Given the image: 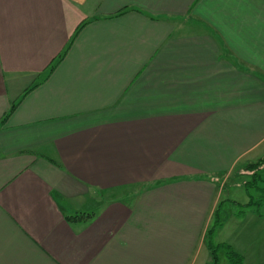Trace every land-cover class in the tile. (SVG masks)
<instances>
[{
  "label": "crops",
  "instance_id": "obj_1",
  "mask_svg": "<svg viewBox=\"0 0 264 264\" xmlns=\"http://www.w3.org/2000/svg\"><path fill=\"white\" fill-rule=\"evenodd\" d=\"M263 157L264 0H0V264H211Z\"/></svg>",
  "mask_w": 264,
  "mask_h": 264
},
{
  "label": "rangeland",
  "instance_id": "obj_2",
  "mask_svg": "<svg viewBox=\"0 0 264 264\" xmlns=\"http://www.w3.org/2000/svg\"><path fill=\"white\" fill-rule=\"evenodd\" d=\"M259 176L261 180L264 181V167L259 172ZM236 178L237 177L230 179V181H228V183L226 184V189L224 191V196H223L224 199H226L229 195L232 197H235L234 199H239L241 195L247 196L246 192H248V190H250V192L254 194L257 193V189L255 187L247 188L246 185L245 186L240 185L238 188L234 187V186H237L235 185V183H237L236 181H239V180H236ZM246 181L248 183H252L253 178H248ZM261 185H262L261 183L258 184L259 187ZM226 203L227 201L223 203L219 211L220 224L221 223L223 224L222 231H220L218 235L216 236V238H214L215 231L220 225L215 229L212 240H211L212 244L215 245L216 247L221 246L222 244L230 246L235 252H238L237 249L239 250L241 249L240 250L241 252H264V244H263V237H262L264 235V223L263 225L257 224V226H254L255 227L254 228L255 229L254 238L256 242V247H255L252 243V240L248 241V239L245 236H242V234L240 233L237 234V231H235L236 229H239V231H244L243 230L244 228L246 230L248 229L251 230L253 228V224L250 223V226H249V224L246 223V220L244 221L240 219L238 226L233 225L234 220L236 218V214H237V213H234V211H237L238 208H240L242 205H239V204L236 205L234 201L233 202L230 201L229 203L230 206H227L226 208H224V205ZM253 208L254 207H252L251 209L255 211L256 213L255 215L264 222V206L260 209V214L257 213L255 208H254L255 210ZM221 210H224L222 218H221ZM227 239H229V241L233 242L234 244L230 245L229 243L222 242ZM260 242L262 243L260 245H257V243H260ZM248 243L249 245H251L250 247H253L254 249L249 248ZM216 255H217V264H230L226 256V250L224 248L219 247ZM207 257L210 258V253H207Z\"/></svg>",
  "mask_w": 264,
  "mask_h": 264
},
{
  "label": "trees",
  "instance_id": "obj_3",
  "mask_svg": "<svg viewBox=\"0 0 264 264\" xmlns=\"http://www.w3.org/2000/svg\"><path fill=\"white\" fill-rule=\"evenodd\" d=\"M13 108L11 109V111L13 110ZM11 111L9 112V114L11 113ZM263 167H264V157L255 163H250L246 165V170L251 172L253 175V182L247 183L246 186L247 188L255 187L257 189V197L254 198L250 196L249 202L241 206V208L242 207H254L257 213L259 214H260V209L264 206V181L261 180L259 176V172L261 171ZM259 183L262 184L260 187L258 186ZM220 208L221 206H219L216 209L215 214H214L213 223L211 227L208 229L207 235H206V243L210 251V255H211V261H212L211 264H217L216 254H217V250L219 247H222L226 250V256L230 264H243V256L236 253L230 246L222 244L221 246L216 247L215 245L212 244L211 240H212L214 231L220 225V220H219ZM82 217H83V214H78L77 216L71 217L70 220L75 221L78 219H82Z\"/></svg>",
  "mask_w": 264,
  "mask_h": 264
}]
</instances>
